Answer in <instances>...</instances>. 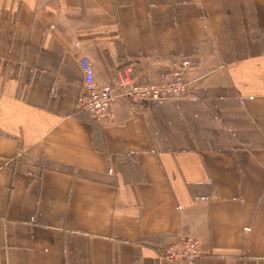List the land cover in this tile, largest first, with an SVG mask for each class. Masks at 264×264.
<instances>
[{"label":"crops","instance_id":"obj_1","mask_svg":"<svg viewBox=\"0 0 264 264\" xmlns=\"http://www.w3.org/2000/svg\"><path fill=\"white\" fill-rule=\"evenodd\" d=\"M83 54L99 86L185 57L190 91L93 120ZM178 236L264 264V0H0V264H160Z\"/></svg>","mask_w":264,"mask_h":264},{"label":"built area","instance_id":"obj_2","mask_svg":"<svg viewBox=\"0 0 264 264\" xmlns=\"http://www.w3.org/2000/svg\"><path fill=\"white\" fill-rule=\"evenodd\" d=\"M78 64L84 92L81 109L93 120H106L111 116V103L115 97L124 96L143 103L168 98L178 99L188 94L191 87V81L187 77L191 61L187 58L176 60L160 79L152 82L135 83L133 68L130 65L125 66L118 73L115 86L97 85L93 65L87 55H81ZM200 254V242L187 236L171 238L156 247L160 264H194Z\"/></svg>","mask_w":264,"mask_h":264},{"label":"rangeland","instance_id":"obj_3","mask_svg":"<svg viewBox=\"0 0 264 264\" xmlns=\"http://www.w3.org/2000/svg\"><path fill=\"white\" fill-rule=\"evenodd\" d=\"M181 58H185V57H181ZM190 68V67H189ZM188 72V71H187ZM175 99V98H174Z\"/></svg>","mask_w":264,"mask_h":264}]
</instances>
